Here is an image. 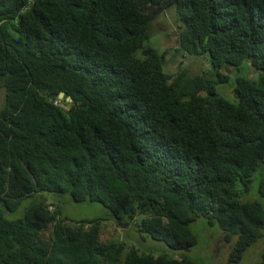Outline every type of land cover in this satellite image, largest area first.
Returning <instances> with one entry per match:
<instances>
[{"label": "trees", "instance_id": "obj_1", "mask_svg": "<svg viewBox=\"0 0 264 264\" xmlns=\"http://www.w3.org/2000/svg\"><path fill=\"white\" fill-rule=\"evenodd\" d=\"M170 9L175 51L205 57L217 80L164 71L147 43ZM225 65L259 74L237 76L234 102L216 89ZM1 91L0 264H197L200 218L236 238L229 264L264 237V206L244 200L264 166V0H0ZM45 193L99 203L165 250L55 202L25 206Z\"/></svg>", "mask_w": 264, "mask_h": 264}, {"label": "rangeland", "instance_id": "obj_2", "mask_svg": "<svg viewBox=\"0 0 264 264\" xmlns=\"http://www.w3.org/2000/svg\"><path fill=\"white\" fill-rule=\"evenodd\" d=\"M174 8V7H172ZM179 22L173 9L167 10L160 15L153 23L152 38L147 45L157 49L160 53L166 55L164 71L171 77H175L179 71H188L189 76L206 75L217 80L213 75V67L203 56L196 57L185 55L183 51H175L179 47ZM221 73L229 76V81L225 84L216 86L219 96L229 101H236L233 89L235 87L237 76H244L253 81H258L259 74L256 70L248 66L247 69L238 70L234 67L223 66ZM3 102V93L0 92V106ZM264 167V166H263ZM260 167L254 173L250 192L244 196L245 201L259 202L264 206V198L259 194L260 182L264 176V168ZM36 199H27L24 203L28 206L35 200H46L55 202L60 207L61 217L72 221L93 220L97 218L105 219V231L117 240L124 241L127 244L136 246L141 252H153L159 254L165 250L164 243L153 240L151 237L140 234L133 226L129 224L119 225L110 217V212L99 203H77L72 200L70 195H55L45 193L43 197ZM24 206V207H25ZM24 207L22 212L24 213ZM51 210L55 206L50 205ZM20 214L19 216L23 215ZM15 217V216H13ZM141 218V217H139ZM72 221L69 224L73 225ZM192 231L198 237V244L190 252H186L188 257L197 264H229L228 257L234 240L227 243L224 239V232L217 225L210 226L206 219L200 218L191 224ZM169 252H175L168 249ZM181 254L182 252H177ZM264 253V237L259 239L245 252L242 261L239 264H257L261 261Z\"/></svg>", "mask_w": 264, "mask_h": 264}, {"label": "water", "instance_id": "obj_3", "mask_svg": "<svg viewBox=\"0 0 264 264\" xmlns=\"http://www.w3.org/2000/svg\"><path fill=\"white\" fill-rule=\"evenodd\" d=\"M64 96H65V93H64V92H61V94H60V98L63 99ZM67 101H68V102H72L71 97H68V98H67Z\"/></svg>", "mask_w": 264, "mask_h": 264}, {"label": "built area", "instance_id": "obj_4", "mask_svg": "<svg viewBox=\"0 0 264 264\" xmlns=\"http://www.w3.org/2000/svg\"><path fill=\"white\" fill-rule=\"evenodd\" d=\"M33 0H31V2H32Z\"/></svg>", "mask_w": 264, "mask_h": 264}]
</instances>
